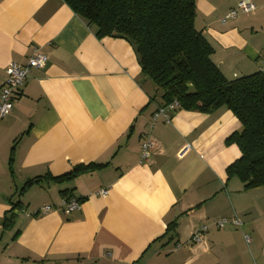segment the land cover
Listing matches in <instances>:
<instances>
[{
    "label": "crops",
    "instance_id": "crops-1",
    "mask_svg": "<svg viewBox=\"0 0 264 264\" xmlns=\"http://www.w3.org/2000/svg\"><path fill=\"white\" fill-rule=\"evenodd\" d=\"M239 1H196L195 27L230 80L264 61V0L229 17ZM35 48L48 62L0 119V264H264V186L227 174L240 156L227 138L242 128L227 106L151 124L159 99L127 40L98 37L64 0H0V85ZM62 190L79 208L63 210ZM222 217L242 224H213Z\"/></svg>",
    "mask_w": 264,
    "mask_h": 264
},
{
    "label": "trees",
    "instance_id": "trees-1",
    "mask_svg": "<svg viewBox=\"0 0 264 264\" xmlns=\"http://www.w3.org/2000/svg\"><path fill=\"white\" fill-rule=\"evenodd\" d=\"M64 1L98 37H119L131 44L142 77L155 85L159 106L176 100L175 110L204 113L227 106L242 126L227 138L240 150L227 174L237 177L244 189L264 186V71L231 80L224 77L211 60L213 47L195 27L197 0ZM36 181L29 180L24 187ZM61 193L72 196L67 190ZM12 204L4 217L6 226L14 223L15 209L20 210L19 201Z\"/></svg>",
    "mask_w": 264,
    "mask_h": 264
},
{
    "label": "built area",
    "instance_id": "built-area-1",
    "mask_svg": "<svg viewBox=\"0 0 264 264\" xmlns=\"http://www.w3.org/2000/svg\"><path fill=\"white\" fill-rule=\"evenodd\" d=\"M256 9L255 4L251 0H240L234 8H231L229 11V17H236L238 14H250L253 13ZM48 55L42 52L40 49L35 48L28 58V60L21 64L15 61L9 62L5 69V77L3 82L0 85V119L9 115L12 111V105L15 99H17L23 92V86L27 80V77L35 67H43L48 62ZM261 71H264V61L260 67ZM178 107L176 100L159 106L152 115L151 124L157 121L159 118H165V120L170 119V112H174ZM154 149V141L151 136L146 135L141 143V152L140 159L146 161L150 158L152 151ZM186 149V148H185ZM184 151V150H183ZM183 151H180L179 155L181 156ZM101 194H106V190H100ZM62 208L68 214L72 210L79 208L80 200L74 196L64 198L62 200ZM52 208L51 205H46L43 208L44 212L49 211ZM213 224L217 227H224L227 224H233L236 226H241V221L237 217L231 219L227 218H216L213 220ZM208 228V226L203 225L196 229L192 236L191 241H199L202 237L203 232ZM246 242H250V237L248 234H244Z\"/></svg>",
    "mask_w": 264,
    "mask_h": 264
}]
</instances>
